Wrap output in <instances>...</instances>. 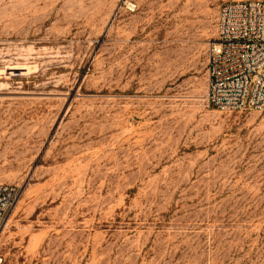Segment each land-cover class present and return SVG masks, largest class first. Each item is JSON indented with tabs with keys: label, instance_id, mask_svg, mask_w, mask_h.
I'll use <instances>...</instances> for the list:
<instances>
[{
	"label": "rangeland",
	"instance_id": "1",
	"mask_svg": "<svg viewBox=\"0 0 264 264\" xmlns=\"http://www.w3.org/2000/svg\"><path fill=\"white\" fill-rule=\"evenodd\" d=\"M230 0H0V264H264V113L208 104Z\"/></svg>",
	"mask_w": 264,
	"mask_h": 264
},
{
	"label": "built area",
	"instance_id": "2",
	"mask_svg": "<svg viewBox=\"0 0 264 264\" xmlns=\"http://www.w3.org/2000/svg\"><path fill=\"white\" fill-rule=\"evenodd\" d=\"M216 32L209 54V106L220 112L264 113V0L225 3ZM20 199L18 187L0 184V234Z\"/></svg>",
	"mask_w": 264,
	"mask_h": 264
}]
</instances>
